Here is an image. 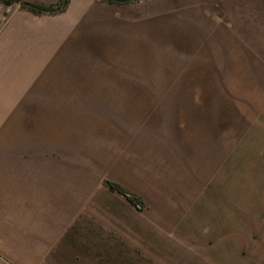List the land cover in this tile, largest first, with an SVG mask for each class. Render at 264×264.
Segmentation results:
<instances>
[{
    "label": "crops",
    "instance_id": "obj_1",
    "mask_svg": "<svg viewBox=\"0 0 264 264\" xmlns=\"http://www.w3.org/2000/svg\"><path fill=\"white\" fill-rule=\"evenodd\" d=\"M131 55L135 78L80 80ZM263 248L264 0L0 2V264H250Z\"/></svg>",
    "mask_w": 264,
    "mask_h": 264
},
{
    "label": "rangeland",
    "instance_id": "obj_2",
    "mask_svg": "<svg viewBox=\"0 0 264 264\" xmlns=\"http://www.w3.org/2000/svg\"><path fill=\"white\" fill-rule=\"evenodd\" d=\"M133 1V0H130ZM130 1H124V2H130ZM145 59V57L142 56H136V55H131L124 57V61H126L124 64L116 63L115 65H112L108 71H103L105 68L103 64H96L93 66L88 67V64H83L81 65V68H83V72H81L80 75V80L85 79V80H94V81H102L104 79L107 80H114V79H123V78H135V73L134 69H136V66L140 64V62ZM146 60V59H145ZM120 66L127 68L129 71L128 72H120L122 68ZM88 68L90 70H88ZM68 77L64 78H75L72 77L71 72H68ZM66 76V74H65ZM126 76V77H125ZM77 79V78H76ZM79 90V95L81 96H104V95H110L112 94V91H117L119 89H112V88H80ZM45 106H53V105H43ZM72 106H77L80 107V112L82 111L83 107H95L94 110L91 113V115H88L89 118H94V119H102L103 117V104H75ZM44 111L47 114H44L43 112V158H51V156H54V154H57L53 148L48 145L50 144V137H52V132L57 128V124L59 120L61 121V118L55 115V113ZM79 112V111H78ZM79 112V113H80ZM86 117V116H84ZM88 118V119H89ZM52 131V132H51ZM48 135V137L46 136ZM47 140V141H46ZM48 145V146H47ZM258 237V236H257ZM264 251V248L262 249ZM178 264V263H176ZM193 264H199V263H193ZM250 264H264V262H258V260L255 263H250Z\"/></svg>",
    "mask_w": 264,
    "mask_h": 264
},
{
    "label": "trees",
    "instance_id": "obj_3",
    "mask_svg": "<svg viewBox=\"0 0 264 264\" xmlns=\"http://www.w3.org/2000/svg\"><path fill=\"white\" fill-rule=\"evenodd\" d=\"M110 2H120V1H130V0H108ZM0 2L5 3V4H11V3H20L21 6L30 9L31 11L35 13H56V12H61L66 9L68 6L70 0H58L55 3L51 4H43V3H32L28 0H0ZM109 182V181H108ZM109 184L120 191L123 194H126L128 198L134 202L139 204V200L132 194H130L125 188H123L121 185L117 183H112L109 182Z\"/></svg>",
    "mask_w": 264,
    "mask_h": 264
}]
</instances>
